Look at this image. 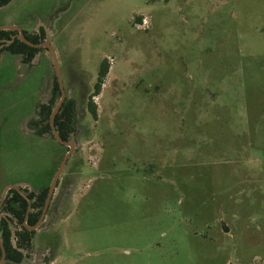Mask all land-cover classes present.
<instances>
[{"label":"rangeland","instance_id":"rangeland-1","mask_svg":"<svg viewBox=\"0 0 264 264\" xmlns=\"http://www.w3.org/2000/svg\"><path fill=\"white\" fill-rule=\"evenodd\" d=\"M41 21L75 148L32 248L4 264H264V0L0 6V25ZM43 51L0 54V192L48 185L67 150L29 125L51 96Z\"/></svg>","mask_w":264,"mask_h":264},{"label":"trees","instance_id":"trees-1","mask_svg":"<svg viewBox=\"0 0 264 264\" xmlns=\"http://www.w3.org/2000/svg\"><path fill=\"white\" fill-rule=\"evenodd\" d=\"M9 1L10 0H0V6L6 5ZM12 33H14L13 30H0V44L4 40H9L10 34ZM23 33L28 40L37 43L36 36H32L25 30ZM39 50L40 48L31 47L17 37L11 43L4 44L0 48V52L7 51L12 54L20 55L21 60L24 63H30L36 52ZM107 72L108 64L104 59L100 63L97 77L93 85V90L86 103L87 110L93 119L97 118V105L94 102L93 97L100 93ZM59 95L60 91L53 71L51 96L46 102L37 104L36 118L29 121V125L36 128V132L38 134L49 133L53 138L49 126V115L56 98H58ZM54 124L57 132L64 140L69 139L71 134L75 131L76 113L74 100L72 98L65 97L57 114L55 115ZM47 188L48 185L41 187L38 191H28L27 189L21 188L31 199V209L26 220L28 225H32L37 221L43 207ZM26 208V198L17 190L9 189L0 208V211L5 213V215L0 218V238L5 248V261L19 263L25 258V256H27L28 252L32 248V239L36 230L30 231L24 226L16 228V224L23 222ZM13 228H15V231L12 238L11 233Z\"/></svg>","mask_w":264,"mask_h":264},{"label":"water","instance_id":"water-1","mask_svg":"<svg viewBox=\"0 0 264 264\" xmlns=\"http://www.w3.org/2000/svg\"><path fill=\"white\" fill-rule=\"evenodd\" d=\"M8 29L9 30H16L17 31V37L22 42H24L25 44H27V45H29L31 47H44L46 53L49 54V56L51 58L53 71H54V74H55V77H56V80H57V83H58L59 91H60V95L57 98V100L55 101V103L53 105V108L51 109V112H50V115H49V126H50V131H51V134H52L53 138L58 143L63 144V145H65L67 147V150L62 155V157H61V159H60V161H59V163H58V165H57V167H56V169H55V171H54V173H53V175H52V177H51V179L49 181L41 213H40L37 221L34 224L28 225L27 222H26L28 214H29V211L31 209V199L27 196V193L24 192L21 189V186H22L21 182H18V183H15V184L6 185L5 187H3V189L0 192V208H1V205H2L3 200L5 198V195H6V193H7V191L9 189L17 190L21 195H23L26 198V200H27V208H26V211H25L24 220H23L22 223L16 224V228H19L20 226H24L27 230L32 231V230L38 229L40 224L44 220V217L46 215L47 209L49 207L50 200L52 198V195H53L54 189H55V187L57 185V182L59 180V177H60V175L63 172V169L65 167L67 159L72 154V152H73V150L75 148V139H74L73 136H71L67 140L62 139L61 136L59 135V133L57 132L55 124H54L55 115L57 114L61 104L63 103V101H64V99L66 97V92H65V89H64V85H63V79H62V75H61V70H60V65H59L57 53L55 51V48H54L53 44L50 42L49 32L46 34L47 38H46V40L44 42L34 43V42H31L30 40H28L25 37V35H24L23 31H22V28L19 25H16V24H5V25L0 26V30H8ZM11 40H9L8 42H10ZM28 191H31V189L28 190ZM4 215H5V213L0 211V218L2 216H4ZM14 231H15V228L12 229V233H11V237L12 238L14 236ZM224 231H227V229L225 228ZM0 250H1L0 264H4V262H5V254L6 253H5V248H4V245H3V242L1 240V238H0Z\"/></svg>","mask_w":264,"mask_h":264},{"label":"flooded vegetation","instance_id":"flooded-vegetation-1","mask_svg":"<svg viewBox=\"0 0 264 264\" xmlns=\"http://www.w3.org/2000/svg\"><path fill=\"white\" fill-rule=\"evenodd\" d=\"M14 33L10 34V39L11 40L10 42H8L9 40H4L2 41V43L0 44V48L4 45V44H9L11 43L16 37H17V31L16 30H13ZM22 31H24V29H22ZM48 29L46 27V25H42L41 28H33V33L32 32H29L32 36H36L37 38V43H41V42H44L46 40V34L48 33ZM18 38V37H17ZM51 42V41H50ZM37 48H40V50H45L44 47H37ZM36 103V102H35Z\"/></svg>","mask_w":264,"mask_h":264},{"label":"crops","instance_id":"crops-1","mask_svg":"<svg viewBox=\"0 0 264 264\" xmlns=\"http://www.w3.org/2000/svg\"><path fill=\"white\" fill-rule=\"evenodd\" d=\"M10 2V1H9ZM8 2V3H9ZM7 5V4H6ZM5 6V5H4ZM41 23L42 24H44L45 22L44 21H41ZM5 24H16V25H19L22 29H24L26 32H30V31H27L25 28H24V26L23 25H21L20 23H17V22H6V23H4V24H1L0 26H2V25H5ZM45 25V24H44ZM52 32V31H51ZM55 34H54V32H52V37L54 36ZM50 41H51V43H52V40H51V36H50ZM3 51H1L0 52V54L2 53ZM39 52H41V50H39L38 52H36V54L34 55V57H33V59L31 60V63L33 62V60H34V58L37 56V54L39 53ZM6 53H9V52H7L6 51ZM43 54H44V56L47 54L46 53V51L44 50L43 51ZM14 55H16L17 57H18V62H19V60H21V56L20 55H17V54H14ZM46 60V59H45ZM47 61V73L49 72V70H48V64L50 63L51 64V62L49 61V60H46ZM21 63L23 64L24 62H22V60H21ZM25 64H28V63H25ZM51 73H52V77H53V69H51ZM35 233H36V231H35ZM34 236H35V234H34ZM34 236H33V239H32V246H33V240H34Z\"/></svg>","mask_w":264,"mask_h":264}]
</instances>
